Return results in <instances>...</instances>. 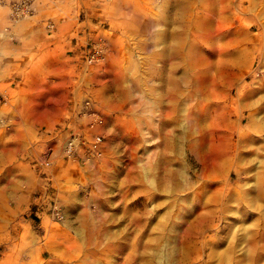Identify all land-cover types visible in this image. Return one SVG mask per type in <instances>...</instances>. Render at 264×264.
Segmentation results:
<instances>
[{
    "label": "rangeland",
    "instance_id": "374dc122",
    "mask_svg": "<svg viewBox=\"0 0 264 264\" xmlns=\"http://www.w3.org/2000/svg\"><path fill=\"white\" fill-rule=\"evenodd\" d=\"M191 1L13 4L14 27L42 4L49 32L51 18L97 13L87 45L104 50L97 64L113 60L93 103L101 156H64L84 129L78 115L44 132L43 159L32 139L13 141L15 160L0 167V264H264V0H232L228 20Z\"/></svg>",
    "mask_w": 264,
    "mask_h": 264
},
{
    "label": "crops",
    "instance_id": "0c3cea01",
    "mask_svg": "<svg viewBox=\"0 0 264 264\" xmlns=\"http://www.w3.org/2000/svg\"><path fill=\"white\" fill-rule=\"evenodd\" d=\"M21 1L23 0H0V103L8 104L7 108H0V117L9 119L6 131L0 130L3 132L2 138L0 137V167L15 160L13 141L17 135L28 143L32 139L34 143L30 147H36V152H39L36 158H41L40 152L47 142L44 134L47 129L64 122V119L71 120L73 125L77 124L80 121L77 116L80 104L87 98L96 103L95 97L102 90L103 84H106V73L113 60L107 58L104 63L91 68L85 67L84 53L92 36L87 32L88 24L98 19L97 13L85 18H51L53 30L49 32L45 28V7L34 4L36 13L14 27L11 8ZM212 3L220 5L216 12L224 14L222 18H234L226 16L233 13L232 0H211L209 4ZM181 4L191 5L192 1L168 0V6ZM171 10L174 12V9ZM168 13H172L170 8ZM6 27L9 28L8 32H4ZM170 45L171 42L168 41L162 60L166 59L168 68H174L176 53ZM171 74L169 71L168 85L176 82ZM95 84L99 86L95 88ZM166 96L185 94L171 95L168 90ZM99 106L96 103V107ZM5 151L6 163L3 154Z\"/></svg>",
    "mask_w": 264,
    "mask_h": 264
},
{
    "label": "built area",
    "instance_id": "2783aa9c",
    "mask_svg": "<svg viewBox=\"0 0 264 264\" xmlns=\"http://www.w3.org/2000/svg\"><path fill=\"white\" fill-rule=\"evenodd\" d=\"M25 11L26 8L19 5L13 8V15L22 14ZM103 54L104 50L99 46L87 45L84 53L85 67L90 68L103 61ZM79 108V118L86 121L84 129L77 133L72 131L69 134L68 138L63 141L62 152L64 156L71 159L76 157L79 149L84 151V156L87 159L99 157L102 153L104 138V118L95 110L93 102L90 100L84 101Z\"/></svg>",
    "mask_w": 264,
    "mask_h": 264
}]
</instances>
